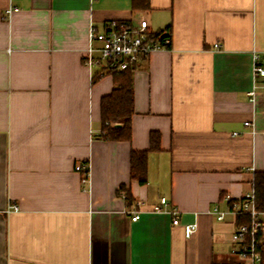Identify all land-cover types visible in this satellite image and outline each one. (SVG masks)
Masks as SVG:
<instances>
[{
	"label": "crops",
	"instance_id": "1",
	"mask_svg": "<svg viewBox=\"0 0 264 264\" xmlns=\"http://www.w3.org/2000/svg\"><path fill=\"white\" fill-rule=\"evenodd\" d=\"M149 2L0 0V264H238L237 221L209 211L250 194L264 172V78L254 81L252 58L264 53V0ZM10 5L19 11L5 19ZM142 19L171 48L133 71L132 138L109 141L101 100L113 77L91 82L89 29ZM153 132L160 150L140 185L131 152L148 150ZM83 161L89 192L75 171ZM163 197L167 211L155 212Z\"/></svg>",
	"mask_w": 264,
	"mask_h": 264
},
{
	"label": "built area",
	"instance_id": "2",
	"mask_svg": "<svg viewBox=\"0 0 264 264\" xmlns=\"http://www.w3.org/2000/svg\"><path fill=\"white\" fill-rule=\"evenodd\" d=\"M19 11V8L9 6L5 9L3 17L9 19ZM166 31H153L147 20L142 19L137 24L131 22H108L104 29L99 31L94 26L89 29V47L83 55V64L89 69L91 82L95 78L103 77L116 71L135 70L142 59L150 57L153 53L171 48V38ZM219 48V45H215ZM254 81L264 78V53L252 52ZM256 83L250 92L251 101H254ZM252 127L249 121L244 123ZM75 171L80 174L82 190L89 192L90 162H79ZM122 197L125 193L121 192ZM226 210L219 205L213 207L209 213L218 221H224L227 216H233L237 221L240 216H247L249 222L236 225L232 233L231 255L238 264H264L261 248L264 244V213L256 207L254 191L239 199H230ZM168 205L167 198H161V205L154 208L155 212L164 213ZM18 211L17 205H11L8 213ZM173 218V225L180 224L179 211H169ZM140 212H135L132 220L136 221ZM184 235L190 239L198 230V223H188L183 226Z\"/></svg>",
	"mask_w": 264,
	"mask_h": 264
},
{
	"label": "trees",
	"instance_id": "3",
	"mask_svg": "<svg viewBox=\"0 0 264 264\" xmlns=\"http://www.w3.org/2000/svg\"><path fill=\"white\" fill-rule=\"evenodd\" d=\"M132 7L134 10L148 9L150 2L149 0H132ZM167 35L169 34L167 33ZM110 75L113 77L114 88L109 95L101 100V137L109 141H130L132 138V116L134 114L133 70L116 71ZM97 80L98 78H95L93 83H96ZM159 150L160 134L153 132L150 135V148L148 150L131 152L130 174L132 180L137 181L140 185L147 184L148 154ZM253 191L256 207L264 213V172L255 173ZM121 192L125 193V198L129 202H132L131 194L126 191L125 186L120 188ZM245 222H249L247 216L237 218L238 224ZM261 251L264 258V244Z\"/></svg>",
	"mask_w": 264,
	"mask_h": 264
},
{
	"label": "water",
	"instance_id": "4",
	"mask_svg": "<svg viewBox=\"0 0 264 264\" xmlns=\"http://www.w3.org/2000/svg\"><path fill=\"white\" fill-rule=\"evenodd\" d=\"M117 126H119V125H117Z\"/></svg>",
	"mask_w": 264,
	"mask_h": 264
}]
</instances>
